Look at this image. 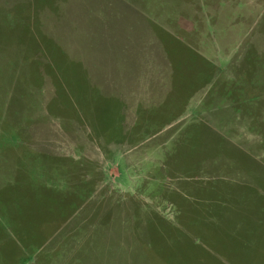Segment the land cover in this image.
I'll return each instance as SVG.
<instances>
[{
	"label": "rangeland",
	"instance_id": "1",
	"mask_svg": "<svg viewBox=\"0 0 264 264\" xmlns=\"http://www.w3.org/2000/svg\"><path fill=\"white\" fill-rule=\"evenodd\" d=\"M260 1L0 0V202L35 206L28 264H264Z\"/></svg>",
	"mask_w": 264,
	"mask_h": 264
},
{
	"label": "crops",
	"instance_id": "2",
	"mask_svg": "<svg viewBox=\"0 0 264 264\" xmlns=\"http://www.w3.org/2000/svg\"><path fill=\"white\" fill-rule=\"evenodd\" d=\"M260 2L262 1L240 0L238 1L239 4H237V6L241 9H238V11H236L237 8L234 7L235 5L232 2V0H224V3L226 4L227 8L223 10L219 9L216 6L214 7V5L212 6V4H209V8L211 10H214V13L217 12V14L215 15H217L220 21L223 20V22H225L227 17L233 20L235 18L234 15L239 12H243V18L245 19H249V12H251L252 15L256 17L255 14H257L259 9L261 8L259 5ZM239 42H241V40ZM233 56L234 55L231 50L224 59L226 65L216 64V63H212V64L215 67V69H218L220 72L223 73L224 67H226L225 71H227L228 68L231 67ZM201 90H198V92L196 90L194 92V95L198 96L197 93H199ZM224 91L231 92V89H229L228 87L226 88L225 86ZM193 98L194 96L192 97V99ZM218 100L222 101L224 100V98H221L219 96ZM15 199L16 197L12 196L9 200H4L2 204L0 202V217H2L1 224L2 223L5 224V226L0 228V240L6 242L5 248L7 246V250H9V252L6 253L7 259L13 262L15 258L20 257V260L23 264H28V262L30 261L33 263V261L36 259L35 248L38 247L39 249V243H37L38 246L35 245V236L39 237V234H42L41 225L39 221L34 222L33 220L36 215L34 209L35 206L34 205L31 206L30 205L31 202L29 204L27 202L22 204V202L20 203L18 200ZM11 206H13V208ZM4 220H7V223H4ZM65 224L66 222L60 224L58 228L63 227ZM58 230L59 229L55 230L53 232L54 233L53 235H55L58 232ZM55 251L56 250H54V252ZM53 254H54L53 252L50 253L49 261L47 264H54L51 258V255Z\"/></svg>",
	"mask_w": 264,
	"mask_h": 264
}]
</instances>
